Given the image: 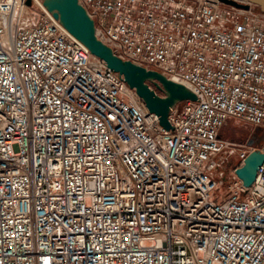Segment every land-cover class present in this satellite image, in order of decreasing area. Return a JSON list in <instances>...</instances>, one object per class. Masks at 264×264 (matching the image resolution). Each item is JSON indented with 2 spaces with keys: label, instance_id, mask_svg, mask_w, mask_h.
I'll use <instances>...</instances> for the list:
<instances>
[{
  "label": "built area",
  "instance_id": "1",
  "mask_svg": "<svg viewBox=\"0 0 264 264\" xmlns=\"http://www.w3.org/2000/svg\"><path fill=\"white\" fill-rule=\"evenodd\" d=\"M78 2L116 57L196 101L165 131L42 0H0V264H264V163L245 188L235 170L254 149L220 136L264 127V13Z\"/></svg>",
  "mask_w": 264,
  "mask_h": 264
},
{
  "label": "water",
  "instance_id": "2",
  "mask_svg": "<svg viewBox=\"0 0 264 264\" xmlns=\"http://www.w3.org/2000/svg\"><path fill=\"white\" fill-rule=\"evenodd\" d=\"M246 1L264 13V0ZM42 4L71 36L88 49L94 58L118 74L119 79L135 91L137 97L143 101L146 110L157 116L159 125L165 131L171 130L168 114L177 103L196 101V96L184 85L168 80L159 72L147 70L116 57L110 48L96 38L94 22L78 0H42ZM145 82L153 84L165 97L157 98ZM263 163L264 147L262 150L249 153L243 166L235 170L236 176L245 188L253 184L257 170Z\"/></svg>",
  "mask_w": 264,
  "mask_h": 264
},
{
  "label": "rangeland",
  "instance_id": "3",
  "mask_svg": "<svg viewBox=\"0 0 264 264\" xmlns=\"http://www.w3.org/2000/svg\"><path fill=\"white\" fill-rule=\"evenodd\" d=\"M223 139L244 144L250 149L262 150L264 147V127L252 128L238 121H230L220 133ZM226 171H228L226 169ZM224 192V187L222 188Z\"/></svg>",
  "mask_w": 264,
  "mask_h": 264
},
{
  "label": "bare ground",
  "instance_id": "4",
  "mask_svg": "<svg viewBox=\"0 0 264 264\" xmlns=\"http://www.w3.org/2000/svg\"><path fill=\"white\" fill-rule=\"evenodd\" d=\"M140 99V98H139Z\"/></svg>",
  "mask_w": 264,
  "mask_h": 264
},
{
  "label": "trees",
  "instance_id": "5",
  "mask_svg": "<svg viewBox=\"0 0 264 264\" xmlns=\"http://www.w3.org/2000/svg\"><path fill=\"white\" fill-rule=\"evenodd\" d=\"M259 10V9H258Z\"/></svg>",
  "mask_w": 264,
  "mask_h": 264
}]
</instances>
